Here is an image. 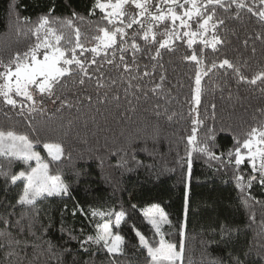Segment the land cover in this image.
<instances>
[{"label":"trees","instance_id":"obj_1","mask_svg":"<svg viewBox=\"0 0 264 264\" xmlns=\"http://www.w3.org/2000/svg\"><path fill=\"white\" fill-rule=\"evenodd\" d=\"M93 4L94 0H0V58L6 62L14 52L26 51L35 43L30 31L32 24L24 23L23 18L35 22L53 7L52 15L56 17H70L76 12L86 18L84 23L79 20L76 23L82 32L88 33V21H98L101 16L96 10V14L89 17ZM129 10L135 11L132 6ZM229 15L231 10L229 13L217 10V16L225 19V25L219 29L223 44L218 45L217 52L205 49V64L227 58L250 78L264 71V41L249 39L247 46L243 41L256 33H264V25L246 12H241L239 20L229 19ZM166 26L157 29L158 41L164 39L159 33ZM186 39L170 41L174 50L161 49L158 61L150 57L159 43L146 45L137 39L143 51L137 54L139 69L133 66L131 75L141 76L147 70L151 76L132 83L146 86L144 91L155 83H162L158 94L149 91L145 97L139 92L137 100L136 95L125 92L127 84L122 83V79H129V74L105 64V87L98 90L95 80H86L80 86L69 79L67 89L57 90L58 95L74 105L70 109L57 112L59 104L54 105L45 97L46 113L28 117L18 114L19 107L11 109L0 102V129L28 135L40 151L45 142L62 143L65 154L50 168L53 174L59 171L70 185V196L49 197L38 202V210L34 211L19 205L11 207L16 204L23 186L21 183L12 185L0 175V216L13 213L9 226L0 223V245H3L0 264H113V259L115 264H146V256L138 254L139 242L132 226L149 240L155 238L141 211L154 203L160 204L172 221V227L164 226L163 230L169 233L166 239L179 244L178 225L185 224L183 264H233V257H239L245 264H264L261 260L264 230L260 227L264 218V188L256 183L242 192L235 175L243 173L247 177L251 173L247 162L239 170L226 163L227 153L234 150L237 140L242 142L252 127L264 126V84L239 82L230 69H213L202 79L205 88L202 103L193 111L191 96L196 64L184 57L193 50L198 53L203 45L197 42L190 49ZM119 55L116 54L117 63ZM126 59L131 62V52L126 54ZM161 75L165 77L162 82ZM112 80L116 83L112 84ZM88 96L92 97L91 101L86 99ZM101 99L104 103L99 102ZM128 100H132L134 110ZM211 104L216 105L214 119ZM206 109L208 118L204 119ZM194 119L203 120V124L194 125ZM193 127H197L199 141L205 140L209 128L214 129L215 139L208 143L214 145L212 151L222 160H210L206 155L193 152L189 170L187 153L193 146L188 145L187 137ZM180 158H184L182 164L177 163ZM0 164L12 173L28 167L20 161L9 165L3 158ZM186 188L189 208L185 213ZM247 193L262 202L252 204L256 223L248 220L249 208L242 199ZM77 205L89 213L92 208L126 212V223L113 229L125 238L124 255L110 257L102 246L96 245L86 244L87 251L81 248L80 242L95 234L99 219L91 215L85 217ZM222 227L233 230L230 237L222 238ZM9 233L11 237L27 241V246L9 245ZM13 248L15 254L8 256ZM245 253H248L246 259Z\"/></svg>","mask_w":264,"mask_h":264},{"label":"snow or ice","instance_id":"obj_2","mask_svg":"<svg viewBox=\"0 0 264 264\" xmlns=\"http://www.w3.org/2000/svg\"><path fill=\"white\" fill-rule=\"evenodd\" d=\"M132 6L134 13L129 10ZM221 9L231 15L229 19L241 18V12H246L251 17H255L261 25H264V0H94L92 9L89 11V17L96 14L99 10L101 16L98 21H88L90 31L82 32L80 26L76 23L79 20L85 22V17L73 12L70 17H56L52 15L54 7L49 12L40 16L35 22L28 18H23V22L32 24L31 35L35 37V43L28 46L26 51L14 52L5 62L0 58V102L11 109L19 107V115L31 117L35 113L41 115L46 113L43 107L44 98L51 102L59 104L56 108L60 112L63 108H72L74 105L66 98L57 94V90L68 88L67 81L72 79L73 84L83 86L86 80H95L97 89L105 87L104 83V65H114L116 69H122V74H129L128 80H123L127 87L125 92L129 95L143 92L146 97L150 91L152 94H158L162 89V83H155L147 91L140 84H133L134 80H142L144 77L151 76L147 70L141 76L131 75L133 66L138 70L137 54L143 51V48L137 39L143 40L146 45L159 43L155 52L151 55L152 61H158L161 57V49L173 51L170 41L187 38L186 43L191 49L193 45L199 42L203 47L197 53L193 50L191 55H186L185 60L193 61L196 64L195 87L192 90L191 102L194 104L193 111L202 103V96L205 88L202 86V79L208 76L213 69H230L238 78L239 82L256 85L259 81L264 84V71H260L252 77L242 74L241 68L227 58L219 62H213L211 65L205 64V49L210 48L213 52L218 51V45L223 44V39L219 35V29L225 25V19L217 16V10ZM193 22L196 27L193 28ZM161 25H167L162 33L164 39L157 40V29ZM134 26H136L134 28ZM129 30H133L131 33ZM249 39L264 41V33H256L254 37L245 38L243 43L247 46ZM92 46L89 47L88 45ZM131 52L132 59L129 62L126 54ZM256 48L253 46V55ZM119 53V62H116V54ZM99 58V60H98ZM246 63V61H245ZM155 67V65H153ZM163 67V65H160ZM147 68V65H145ZM78 77V79H76ZM164 75L160 76V81H164ZM112 84L116 81L112 80ZM107 95V94H105ZM21 98V99H17ZM91 101L92 97H86ZM118 100V96H113ZM139 100L140 96L136 95ZM100 103H104L101 99ZM80 103L79 100L76 101ZM132 106V100H128ZM213 109L212 118H215V104H211ZM79 110V109H77ZM159 115V113H157ZM197 116L199 113L197 112ZM207 109L204 119H207ZM171 119V117H169ZM194 125H202L203 120L194 119ZM215 139L214 129L209 128L204 141L197 138V127L192 128V134L187 137L188 145L193 146L187 153V165L189 170L192 167L193 152L206 155L210 160H222L218 156L208 141ZM44 150L47 152V161L41 157L40 152L35 150L33 141L28 135L19 133L15 130L0 129V158L6 159L11 165L15 161L23 162L28 167L19 172L12 173L5 170L3 164H0V175H3L12 185L22 182L23 187L20 191L16 205L38 210V202L46 200L49 197L70 196V185L62 179L59 171L53 174L50 165L60 162L65 154L64 146L60 142H45ZM242 149L244 151H242ZM228 165H234L239 170L242 164L247 162L251 173L245 177L243 173L235 175L237 187L245 192L251 189L253 184L258 183L264 188V127H252L246 134V138L236 141L234 150L227 153ZM35 161V167L29 162ZM184 158H180L177 163L182 164ZM139 164V162H137ZM244 206L249 208L248 220L250 223H256L255 210L252 204H261V201L255 199L250 193L242 197ZM250 201L252 203H250ZM133 208L136 205L132 206ZM80 212L87 217H100L104 222L96 223L94 235H88L81 241V248L84 251L86 244L102 246L110 257H118L125 254V238L119 232L113 231L119 229L122 222L126 223V212L123 210H103L92 208L90 213L85 212L77 205ZM185 213L189 208L187 188L185 190ZM75 211L73 215H75ZM13 213L8 212L0 216V223L5 226L10 225L9 217ZM143 216L154 232V239L149 240L145 234L132 226V231L139 242V249L146 253V264H183L185 252V224L181 222L178 225L179 244L166 239L169 234L165 232L164 226L172 227V221L169 214L160 204H151L143 210ZM114 217V220H113ZM24 217L21 216V219ZM17 224L20 220L16 221ZM29 223V229L31 228ZM260 227L264 230V218L260 221ZM232 229L221 228L222 238L230 237ZM9 245L18 246L28 242L21 241L11 237L9 233ZM75 238V237H72ZM3 247V245H0ZM51 249V245L49 246ZM65 252L69 251L64 249ZM15 254V250L9 251L8 256ZM248 253H245V259ZM233 264H245L239 257H233ZM264 261V256L261 257ZM115 264V259H113Z\"/></svg>","mask_w":264,"mask_h":264},{"label":"rangeland","instance_id":"obj_3","mask_svg":"<svg viewBox=\"0 0 264 264\" xmlns=\"http://www.w3.org/2000/svg\"><path fill=\"white\" fill-rule=\"evenodd\" d=\"M194 87H195V86H194ZM17 99H21V98H17ZM35 150L38 151V152H40L41 157H42L43 159H45L46 157H48V156H47V152L44 150V148H43V151H40V150H38V149H36V148H35ZM31 162L33 163V167H35V161H31ZM17 183H21V184H22V182H17ZM22 186H23V184H22ZM148 207H149V206H148ZM148 207L143 208V209L141 210L142 213H143V210L147 209ZM97 218L99 219V222H100V223H103V222H104L100 217H97ZM138 254H139V255H142V256H146V253H145L143 250H141V249L138 250Z\"/></svg>","mask_w":264,"mask_h":264},{"label":"built area","instance_id":"obj_4","mask_svg":"<svg viewBox=\"0 0 264 264\" xmlns=\"http://www.w3.org/2000/svg\"><path fill=\"white\" fill-rule=\"evenodd\" d=\"M264 127V126H263ZM251 170V169H250Z\"/></svg>","mask_w":264,"mask_h":264}]
</instances>
